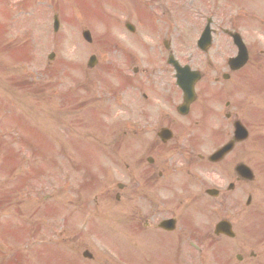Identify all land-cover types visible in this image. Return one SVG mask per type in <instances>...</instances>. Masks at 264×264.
Wrapping results in <instances>:
<instances>
[{"label": "rangeland", "instance_id": "obj_1", "mask_svg": "<svg viewBox=\"0 0 264 264\" xmlns=\"http://www.w3.org/2000/svg\"><path fill=\"white\" fill-rule=\"evenodd\" d=\"M168 1L0 0L2 264H119V260H111L119 254L123 255L121 264H145L144 260L135 258L143 255L135 246L132 248V225L128 219L135 217L137 210L147 209L146 197L133 192V180L136 178L142 186L144 175L138 163L145 152L142 144L146 146L148 135L134 137L119 134L120 129L115 132L112 128L117 126L124 130L133 126L132 116H127L119 103L109 100L116 95L108 85H119L117 68H125L122 54L114 50L115 42L120 44L121 40L125 46L128 44L126 50L133 55L141 49L142 53L133 58L132 63L146 68L148 73L156 63L149 62L150 54L144 42L156 48L155 57L163 47L159 35L163 36L167 30L177 53L180 49L178 58L188 61L194 68L206 69L207 57L220 60L225 56L213 51L198 53L193 44L196 33L188 24L189 36L178 35L183 26L179 17L168 23L167 17L164 19L166 14L162 13L161 4L168 12L175 9ZM183 2L187 3L186 10L191 17L199 20L192 0ZM139 4L149 5V10L161 17L156 24L158 27L148 36V28H143L148 20L143 22L138 17ZM54 14H58L60 21L57 32L53 29ZM192 20L190 23L198 26V21ZM127 21L136 26L137 34L126 31ZM140 28L145 33H139ZM85 29L91 31L92 43L83 39ZM133 44L135 46L131 47ZM50 52L55 53L52 61L48 60ZM92 54L97 55L98 64L90 69L87 61ZM254 56L258 59L253 58L246 68L247 79L250 75L260 81L254 69L255 64L262 63V56ZM161 64V68H166L164 61ZM126 72L130 74L129 69ZM165 78H169L168 74ZM246 80L244 83H248ZM88 84L92 91H86ZM93 94L96 96L92 97ZM101 95L106 102H98ZM83 110L93 111L97 118H88ZM263 127L255 120L252 126L255 133L248 142L246 163L254 171L255 180L245 184L243 190L237 192L239 196L234 197L235 208L244 209L250 193L249 210L255 214L261 206L264 209ZM214 146L213 141L207 140L202 151L209 152ZM206 177L212 179L210 169L202 173L203 182L209 183ZM183 178L182 175L180 180ZM119 182L127 189L125 193L120 192L121 198L116 201ZM186 182L183 179L182 185ZM205 186L195 208L201 219L202 231L199 232L202 236L199 238L205 237L216 220L226 215V209L218 201L206 199ZM173 204L174 200L172 208ZM246 227L247 233L243 227L236 228L238 241L230 244L220 240L206 249L202 258L189 247V239L183 245L182 256L177 255L175 234L162 236L167 242L159 249L166 254L165 264H180V260L185 261L183 264H264V230L262 241H259L256 226L251 222ZM153 238L157 240L158 236ZM145 245L154 249L149 242ZM236 245L241 248L244 245L242 252L236 250ZM87 249L95 254L92 261L82 256ZM251 251L256 255L254 258L250 257ZM236 253L245 256L244 262L237 261ZM173 255L179 260H170Z\"/></svg>", "mask_w": 264, "mask_h": 264}, {"label": "flooded vegetation", "instance_id": "obj_2", "mask_svg": "<svg viewBox=\"0 0 264 264\" xmlns=\"http://www.w3.org/2000/svg\"><path fill=\"white\" fill-rule=\"evenodd\" d=\"M208 4H211L210 9ZM186 6L187 3L183 2L180 7L181 13L186 18H193L198 23L204 21L202 20L203 14L200 12L196 13L199 20L195 16L191 17L192 14L186 10ZM161 7L164 8L162 13L166 14L165 19L167 15L169 16V12L165 5L161 4ZM206 8L209 10L203 13L209 16L206 22L209 20L212 37L225 40L224 49L229 53L237 50L233 39L238 36L245 43L249 54L257 52L256 47L260 43L257 39L262 37V51L260 52L264 54V0L198 1L197 10ZM158 19L161 17L159 16ZM206 22L204 25L199 24L201 31L206 28ZM159 38H163L164 44L169 46H165L164 49L169 57L172 52L170 32L167 30V33L164 32L163 36L159 35ZM250 40H254L256 44ZM175 52L177 50L173 51ZM208 62L210 66L208 73H202L201 79L195 84L196 98L190 103L187 111L182 109L185 102L183 90L176 85L174 79L165 78V70L161 68L151 73L144 69L140 71L134 68L136 79L131 80L129 73L124 72L125 76L121 75L118 85L120 106L124 108L132 102L133 108H136L133 114L136 118L138 114L141 119L137 118L140 122L124 133L148 135L146 146L144 145L146 156L142 157L147 164H139L144 175L142 186L138 184L136 178L133 180L135 182L133 192L141 193L146 197L147 209L146 211L137 210L135 217H130L129 221L136 233L147 229L148 238L158 236L154 245L155 252H162L159 248L167 242L164 239L167 234L175 233L177 235L176 244L180 245L186 240V225L194 224L196 214L193 215L191 211L192 204L197 199V193L200 194L199 188H202L203 184L198 172L202 164H210L206 156L198 152L201 144L200 132L210 127L219 140L220 135H233L235 124L238 121L250 131L248 119H251L253 105L248 89L243 87V77L246 71L243 67L233 69L228 60L222 67H215L210 61ZM166 72L169 71L166 70ZM262 94H264V85ZM125 95L129 100L125 101ZM260 112L262 113V110ZM144 118H148V121ZM218 120L222 122L219 123ZM235 149L236 147L222 161L214 164V166L220 164L214 169L216 182L219 185H225L224 190L219 188V191L216 190V198L237 190L236 182L239 184L245 182L236 175L235 165L244 160L247 150L243 158H240L233 155ZM182 175L183 179L188 178L185 187L194 188L197 193L193 190L187 192L184 186L182 187L183 179L180 180ZM233 177L236 182L231 180ZM126 189L127 186H123L122 193H125ZM142 189H145V192H142ZM184 192L188 195L189 201L187 202L182 199L181 193ZM115 197L118 200L121 198L120 194H116ZM173 200L172 208L171 201ZM171 218L174 219L176 228L174 231H167L165 229L168 228L167 221ZM162 236L164 238H161ZM139 242L145 245L143 240Z\"/></svg>", "mask_w": 264, "mask_h": 264}, {"label": "water", "instance_id": "obj_3", "mask_svg": "<svg viewBox=\"0 0 264 264\" xmlns=\"http://www.w3.org/2000/svg\"><path fill=\"white\" fill-rule=\"evenodd\" d=\"M88 36V35H87Z\"/></svg>", "mask_w": 264, "mask_h": 264}]
</instances>
